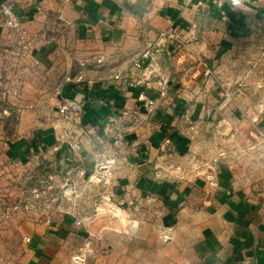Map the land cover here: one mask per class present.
I'll list each match as a JSON object with an SVG mask.
<instances>
[{
	"label": "crops",
	"instance_id": "0c3cea01",
	"mask_svg": "<svg viewBox=\"0 0 264 264\" xmlns=\"http://www.w3.org/2000/svg\"><path fill=\"white\" fill-rule=\"evenodd\" d=\"M8 2L22 25L0 26V51H22L44 89L59 85L24 111L16 160L40 166L30 156L48 152L41 159L61 186L109 179L104 193L121 214L37 225L26 264H75L81 252L85 264H264V0H0V9ZM172 30L182 42L146 78L136 63ZM161 78L170 96L149 110L140 96L158 98ZM62 97L85 115L63 121ZM124 112L135 118L117 151L108 126Z\"/></svg>",
	"mask_w": 264,
	"mask_h": 264
},
{
	"label": "rangeland",
	"instance_id": "374dc122",
	"mask_svg": "<svg viewBox=\"0 0 264 264\" xmlns=\"http://www.w3.org/2000/svg\"><path fill=\"white\" fill-rule=\"evenodd\" d=\"M14 52L0 51V264H26L30 248L27 239L33 237L37 225L47 224V220L51 221L47 224L50 230L53 224L67 220L69 215L81 223L83 216L89 214L111 220L121 217L111 190L104 193L110 184L101 176L91 182L77 184L71 180L61 186L52 178L49 160L41 159L48 157V152L30 156L38 159L40 166H25L16 160L12 143L26 136L21 128L24 111L34 106L37 99L40 102L45 96L41 95L42 91L58 89L59 85L44 89L41 70H25L24 53ZM198 171L194 170L196 174Z\"/></svg>",
	"mask_w": 264,
	"mask_h": 264
},
{
	"label": "built area",
	"instance_id": "2783aa9c",
	"mask_svg": "<svg viewBox=\"0 0 264 264\" xmlns=\"http://www.w3.org/2000/svg\"><path fill=\"white\" fill-rule=\"evenodd\" d=\"M66 1H72V0H66ZM211 0H180L181 5L183 8H189L192 7L197 3L199 4H205ZM263 23H264V17H263ZM22 25V16L19 12L16 10V6L11 3H5L2 5L0 9V26L5 29L10 30H20ZM182 42L181 35L178 33V31H167V32H161L158 37V41L154 44H150L146 52L142 55V61L143 63H136V68L143 71V74L146 78L153 77V75L156 73V68L158 67V60L161 54L163 53L164 49L168 47L170 44H179ZM82 77L79 79V81H82ZM159 92H158V98H148L145 95L140 96V101L145 102V105L148 107L149 110H153L156 106V103L159 99H168L170 96L171 88L169 85V82L164 80L163 78L159 81ZM228 97L231 96V93L227 94ZM58 111L60 114V117L65 122H73L77 118H82L85 115V109L84 106L76 101L75 99L71 97H62L59 106ZM192 115V108H188L186 110V113L183 116V119L185 121H190ZM135 115L130 114L128 112L122 113L120 118L116 122H110L108 126V132L111 134L112 138V144L114 148L118 150H122L126 145V130L124 129V122L127 120H130L129 118L134 119ZM127 119V120H126ZM73 150L78 151L80 150V147L78 144H74L72 146ZM102 180H105V178L101 177ZM106 183H110L109 179L106 178ZM47 224H51L50 220H47ZM79 225H81V222H78ZM165 242L169 241V236L164 235L163 237ZM31 239H27V243H30ZM87 254L82 253L79 256H76L74 258L75 264H85Z\"/></svg>",
	"mask_w": 264,
	"mask_h": 264
},
{
	"label": "clouds",
	"instance_id": "9594fccd",
	"mask_svg": "<svg viewBox=\"0 0 264 264\" xmlns=\"http://www.w3.org/2000/svg\"><path fill=\"white\" fill-rule=\"evenodd\" d=\"M234 3H237L238 4L239 3V0H234Z\"/></svg>",
	"mask_w": 264,
	"mask_h": 264
}]
</instances>
